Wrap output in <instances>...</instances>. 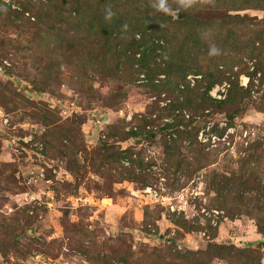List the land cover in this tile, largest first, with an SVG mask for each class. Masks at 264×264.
<instances>
[{
    "label": "rangeland",
    "instance_id": "374dc122",
    "mask_svg": "<svg viewBox=\"0 0 264 264\" xmlns=\"http://www.w3.org/2000/svg\"><path fill=\"white\" fill-rule=\"evenodd\" d=\"M0 264H264V0H0Z\"/></svg>",
    "mask_w": 264,
    "mask_h": 264
},
{
    "label": "trees",
    "instance_id": "16d2710c",
    "mask_svg": "<svg viewBox=\"0 0 264 264\" xmlns=\"http://www.w3.org/2000/svg\"><path fill=\"white\" fill-rule=\"evenodd\" d=\"M165 14H166V13H164V15H165ZM183 17H186V16H185V14H183V13L181 12V13H180V18H183ZM213 84H214V83H212L211 86L208 87V89L211 88V87L213 86ZM231 118H234V116L231 115Z\"/></svg>",
    "mask_w": 264,
    "mask_h": 264
},
{
    "label": "water",
    "instance_id": "95a60500",
    "mask_svg": "<svg viewBox=\"0 0 264 264\" xmlns=\"http://www.w3.org/2000/svg\"><path fill=\"white\" fill-rule=\"evenodd\" d=\"M174 15H175V17L177 18V17L179 16V12H176ZM96 135H97V134H95L94 137H96Z\"/></svg>",
    "mask_w": 264,
    "mask_h": 264
},
{
    "label": "bare ground",
    "instance_id": "6f19581e",
    "mask_svg": "<svg viewBox=\"0 0 264 264\" xmlns=\"http://www.w3.org/2000/svg\"><path fill=\"white\" fill-rule=\"evenodd\" d=\"M245 80V82H247L248 80L247 79H244Z\"/></svg>",
    "mask_w": 264,
    "mask_h": 264
}]
</instances>
